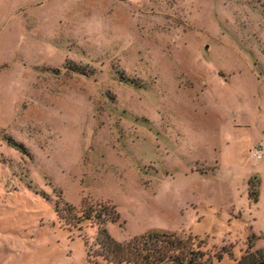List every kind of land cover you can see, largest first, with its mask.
Wrapping results in <instances>:
<instances>
[{"label":"rangeland","instance_id":"rangeland-1","mask_svg":"<svg viewBox=\"0 0 264 264\" xmlns=\"http://www.w3.org/2000/svg\"><path fill=\"white\" fill-rule=\"evenodd\" d=\"M151 231L264 253V0H0V264Z\"/></svg>","mask_w":264,"mask_h":264},{"label":"trees","instance_id":"trees-1","mask_svg":"<svg viewBox=\"0 0 264 264\" xmlns=\"http://www.w3.org/2000/svg\"><path fill=\"white\" fill-rule=\"evenodd\" d=\"M79 216L89 219L91 215L83 211ZM100 238L96 257L106 264H208L202 251L176 233L151 231L125 244L104 233ZM237 264H264V253L246 255Z\"/></svg>","mask_w":264,"mask_h":264},{"label":"built area","instance_id":"built-area-1","mask_svg":"<svg viewBox=\"0 0 264 264\" xmlns=\"http://www.w3.org/2000/svg\"><path fill=\"white\" fill-rule=\"evenodd\" d=\"M258 158H260V157H258Z\"/></svg>","mask_w":264,"mask_h":264}]
</instances>
